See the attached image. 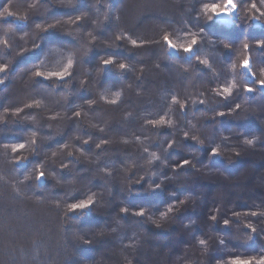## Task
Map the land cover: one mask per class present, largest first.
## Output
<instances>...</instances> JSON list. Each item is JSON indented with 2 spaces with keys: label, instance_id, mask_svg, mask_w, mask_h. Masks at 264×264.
Instances as JSON below:
<instances>
[{
  "label": "trees",
  "instance_id": "1",
  "mask_svg": "<svg viewBox=\"0 0 264 264\" xmlns=\"http://www.w3.org/2000/svg\"><path fill=\"white\" fill-rule=\"evenodd\" d=\"M55 1L17 0L14 8L20 14H16L25 16L26 20H0V65H8V71L0 73L4 81L0 84V264H229L237 256L257 259L264 256V174L255 178L263 186L260 190L252 184L254 176L250 177L253 175L250 169L246 170L244 181L248 186L252 184L253 192L260 194L254 196L252 192L248 199L243 187L239 188L236 204L217 211L212 202L206 203V197L196 198L195 185L189 181L182 182L181 187L174 182L171 187L150 190V196L141 202L142 195L131 191L127 179H136L144 170L128 168L131 163H125L127 167L120 174H127V179L124 177L122 182L121 178L117 183L118 193L123 192L120 202L123 207H135L132 210L136 211L146 208L149 221L144 215L126 228L118 226L122 218L112 226L109 224L111 227L107 224L112 221L103 224L106 218L102 216L110 214V210L104 211L107 200L115 204L117 197L112 195L118 186L105 178L104 181L90 178L100 186V189H91L98 193L93 197L97 202L90 211L83 216L67 212L68 203L90 196L85 187L89 184L84 182L89 178L79 174L81 169L89 170L90 166L83 161L88 159L77 150L90 151L88 154L97 159V164L105 162L109 169L118 167L122 159H130L134 164L139 160L142 164L149 158L143 150H159L160 162L152 158L151 162L164 174L170 161L182 159L190 147L196 148L195 156L203 157L217 148L220 156L208 160L213 166L217 163L231 168L243 166L245 162L240 160V154L247 158L258 154L256 159L264 163L261 161L264 89L256 84L264 69V47L256 46L257 41L264 42V16L258 22L250 19V15L259 16L264 12L261 0H240L241 6L229 24L217 19L209 21L202 12L205 4L220 0H131L132 3L125 0L121 6L116 0ZM127 1L131 3L129 8ZM252 3L257 10L249 12L247 6ZM5 4H10V0H0V10ZM121 8L124 14L120 15ZM70 14L74 20L80 16L78 23L72 21L74 29L63 23V15ZM118 16L121 20L115 23ZM56 21L59 23L55 29L45 33L36 27L37 24L46 27ZM70 28L74 30L72 34L67 33ZM165 34L177 45L188 42L195 34L197 44L193 53L185 55L183 51L169 50L163 42ZM117 36L121 39L117 40ZM132 40L144 41V44L129 46L127 42L130 44ZM245 42L249 44L247 52L243 48ZM36 44L38 48H34ZM65 44L70 47L50 52V46ZM225 44L229 47L225 48ZM100 50L103 54L108 52L116 61L103 72L99 71L101 58H97ZM70 56L72 75L66 80L41 82L34 77L36 70H61ZM245 56L250 58V71L255 79L248 70L239 67ZM200 60H206L207 66ZM119 63H125L128 69L121 72L116 68ZM232 64H236L235 69ZM92 72L95 76L102 74L78 91V80L86 79ZM229 85L235 86L230 97L217 95ZM246 85L254 91L246 93ZM95 88L99 89L98 96ZM117 92L119 101L108 103ZM173 98L177 103L173 104ZM86 100L95 103L89 107ZM37 103L39 107H24ZM237 104L239 109L235 108ZM18 109L21 111L17 114L26 120L16 119L14 111ZM76 112L80 113L79 117L75 116ZM218 112L225 115L220 117ZM161 118L165 125H157L159 128L148 123ZM232 126L238 127L228 134ZM37 130L40 138L33 144ZM185 133L189 137L182 138L186 143L181 141ZM45 134L50 135L51 142H43ZM193 136L195 141L191 139ZM86 137L90 138L88 143H84ZM177 137H180L178 142ZM245 138L256 139L248 146L243 143ZM22 140L27 146L13 153L12 146ZM169 143H173L172 148H168ZM94 144L100 147L94 148ZM50 145L56 150L53 156L45 154L52 149L47 147ZM60 145L63 147L56 149ZM195 156L191 158L198 159ZM17 158L23 163L17 164ZM203 159L200 158V166L204 164ZM253 166L259 165L256 162ZM153 168L152 165L148 168L147 176L154 172ZM222 168L219 170L223 171ZM192 169L196 174L189 180L208 187L203 171L194 166ZM180 171L186 178L192 172L188 167ZM39 172L44 173V179L38 182ZM51 173L61 181L72 177L76 184L60 187L49 180ZM243 174L240 173L241 178ZM47 186L52 189L49 195L42 191ZM176 196L179 200L184 197V203L177 202L170 213L167 207L162 208L170 197ZM253 211L257 212L256 216L251 215ZM162 212L166 213L163 218ZM213 216L215 220L211 219ZM225 219L230 221L227 227L223 225ZM90 225L92 228L84 230ZM245 225L256 228V232L252 233ZM248 236L253 238L249 240ZM201 239L204 245L199 243ZM84 240L90 243L85 244Z\"/></svg>",
  "mask_w": 264,
  "mask_h": 264
},
{
  "label": "rangeland",
  "instance_id": "2",
  "mask_svg": "<svg viewBox=\"0 0 264 264\" xmlns=\"http://www.w3.org/2000/svg\"><path fill=\"white\" fill-rule=\"evenodd\" d=\"M125 0H116V2H118L119 4H120V6H121V4H123V2H124ZM131 3H132V1L131 0H129ZM129 1H127V4H128V8H129V5H131V3L129 4ZM14 2L16 3L17 2V0H10V4H8V6H9V8L13 11V12H17L18 14H20L18 11H17V8H14ZM53 2V1H52ZM58 1L56 0L55 1V3H57ZM70 2V1H69ZM58 3H60V2H58ZM70 5H68V7H69ZM115 6V5H114ZM117 6V5H116ZM139 6L137 5L136 6V8H138ZM132 11H133V8L129 11V16H130V12L132 13ZM138 11H140V8H139V10H137V12ZM119 13H120V15H121V13H123L124 14V10L121 8V9H119V11H118ZM128 12V11H127ZM136 12V13H137ZM135 13V14H136ZM134 14V15H135ZM134 15L132 16V18L134 17ZM124 16V15H123ZM71 17V19H69ZM60 19V18H59ZM62 19H63V23H68V26H72V28L74 29V27H73V25H74V23L72 24V21H75L74 19H72V16H71V14L70 15H63V17H62ZM121 20V16H118V18L114 21L115 23L116 22H119ZM231 20H232V18L231 19H229V18H221V19H219V22H221V23H223V24H229L230 22H231ZM131 21V20H130ZM132 22V21H131ZM39 23V22H38ZM44 23H45V21H44ZM33 24V23H32ZM31 24V25H32ZM46 25V24H45ZM72 28H70V32H67V33H69V34H72L73 32H74V30L72 29ZM11 30V29H10ZM9 30V31H10ZM6 31H7V29H6ZM5 32V31H4ZM4 35V34H3ZM67 35V34H66ZM70 37H71V35H70ZM4 38V37H3ZM82 38H83V35H82ZM91 40V39H90ZM94 41V40H93ZM92 42V41H91ZM137 43H139L138 45H142L143 46V44H144V41H137ZM127 44L129 45V46H131L132 44H131V42H130V44L127 42ZM133 46V45H132ZM70 47V45L69 44H65L64 46L62 45V46H56V45H52V46H50V52H52V53H55L56 51H60L61 50V48H69ZM106 49V48H105ZM62 51V50H61ZM228 53V52H227ZM224 54H225V52H224ZM98 55V57L97 58H112L111 56L112 55H110L108 52H105L104 54H103V51L102 50H100V53H98L97 54ZM76 60V62H77V59H75ZM114 61H115V59H114ZM115 63H116V61H115ZM114 63V64H115ZM113 64V65H114ZM100 67H101V64H100ZM118 66H116V68H117ZM91 68V67H90ZM59 69H61V68H59ZM47 70V69H46ZM95 71H97V70H95ZM128 72H131L132 73V71H128ZM88 74H90V75H87V77H85L86 79H80V80H78V84H77V86H78V91H81V89H83L84 88V86H86V85H89V84H92V82H94L95 80H96V77H100L101 76V74H98L97 76H95L94 74H93V72L92 73H88ZM41 82H46V80H42V79H39ZM81 82H83V84H81ZM22 88H24V87H22ZM24 91V89H22V92ZM95 92H96V95L98 96L99 95V89L97 90L96 88H95ZM263 98V101H264V97H262ZM90 100V99H89ZM88 100V101H89ZM87 101V100H86ZM87 101V102H88ZM117 101H119V99L117 100ZM95 103V101H93L91 104H89L88 103V105H89V107H91L93 104ZM25 107V106H24ZM16 108V107H15ZM76 108V107H75ZM15 110V109H14ZM20 111H18V113H19ZM14 113H15V115L17 114V111H14ZM16 117V119H19V120H26L27 118L26 117H21V114H17V116H15ZM30 120V119H29ZM158 127V126H157ZM238 126H232L231 128H229L228 130H229V132H227L228 134L232 131V132H235L234 131V129L235 128H237ZM262 127H264V125H262ZM159 128V127H158ZM160 130V129H159ZM236 130V129H235ZM31 130H29V132H30ZM101 130H99V132H100ZM35 132V131H34ZM27 133V132H26ZM102 133V132H101ZM226 133V134H227ZM233 134V133H232ZM160 135H163V134H160ZM34 137H35V141L37 142V139L38 138H40V134H38V130H37V133L35 132L34 133V135H33ZM226 136V135H225ZM185 137V134H183L182 135V137H181V139L182 138H184ZM85 139V138H84ZM86 139H87V141H89L90 140V138H88V137H86ZM179 139H180V137H177V138H175V140H176V142H178L179 141ZM6 140V139H5ZM42 140H43V142H48V141H50L51 142V137H50V135H47V134H45V136H42ZM162 140V139H161ZM8 141H11V139L9 138L8 139ZM181 141H184V139H182ZM4 142V141H3ZM6 142V141H5ZM147 142H150V140H147ZM22 143H24V140H22ZM175 143V142H174ZM184 143H186L185 141H184ZM173 144V143H172ZM204 144V143H203ZM104 145H108V143H106V141H105V143H104ZM183 145V143H180V146L181 147H184V145ZM27 146V144H25V147ZM95 146H96V144H94V148H95ZM201 147H202V143H201V145H200ZM48 148H52V146L50 145V146H47ZM60 147H63L62 145H60V146H57V148L56 149H58V148H60ZM92 147V146H91ZM139 148H141L140 150H142L143 149V147L142 146H140ZM62 149V148H61ZM187 151L186 152H188V153H184L183 154V158L181 159V158H178L179 160L178 161H175V160H171L170 161V163H169V169H168V172H167V174H164V173H162V170H160V171H157L159 168V166L158 167H156V166H154V164L151 162V158H152V153H155L157 156L159 155L158 154V151L159 150H155V151H150L148 148H146L145 150H143L144 151V155H145V157L147 156V154L146 153H148V156H149V158L146 160V161H144V163H140V162H137V161H139V160H137L136 161V164H134V162L133 161H131L130 159H126V161L124 160V159H122V163L121 164H119L118 165V167H114V169H109V166L107 167L106 165H105V162L104 163H96L97 162V159H95V157H93V156H91L90 154H88L90 151H86V150H83V152H81V151H76V152H78L79 153V155H84V157H86L88 160H85V158H83V161H86V162H88L89 163V170H83V169H81V172H79V174H81V176H82V174L84 175V177H87V178H89V179H87V181H85L84 180V182H85V185L87 184H89L88 186H85L86 187V189H88L89 190V194H90V196H95L96 197V194L98 193V190L96 191V190H93L94 192H92V190L91 189H95V188H97V189H100V186H98V185H95L96 183H92V179H90V178H93V179H98V180H101V181H104L103 179L105 178V179H108V180H110V181H112L116 186L118 185L117 183L119 182V181H121L122 179L121 178H123V180H122V182H124V180H125V178L127 179V174H120V171H121V173H122V171H124V167H127L126 166V164L125 163H131L130 164V166L128 167V168H133L134 170H136V167L137 168H139V169H143L144 170V172H140L138 175H137V178L136 179H134V180H132V177H128V179H127V181H129L128 182V185L131 187V191H133L134 193H138V194H141L142 196V201L141 202H143L145 199V197L146 196H150V195H148V192L151 190V191H154V190H152V188H154V186L156 185V184H160L161 185V187L159 188V189H156V191H158V190H161L162 188H166V187H171L170 185L171 184H175L174 182H178V185H179V187H181V185H183L182 184V182H185V181H189V183L191 182L192 184H194L195 185V188H194V191H196V195H197V197L196 198H198V200H200V197H206V203H210V202H212L214 205H215V207H217L216 209H217V211H219V209L220 208H226V207H228V205H230L231 207H233L234 206V204H236V200H239L238 198H237V196H238V194H240L238 191H240L241 189H242V187H243V191H244V194H245V196L249 199V197L251 196V194H252V190L251 189H253V186H252V184L256 187V188H260V190L261 189H263V186L261 185V183L260 182H258L257 180L255 181V178H257V177H260L261 176V174H262V172H263V174H264V163H259L260 162V160L259 159H256V157H257V155H256V157L254 156H249V158H247V157H245V156H243V154H240L239 156H241V158H240V160H242V161H244L245 163H244V165L243 166H232V168L231 167H229L228 165H226L225 167H223V165H224V163L223 164H220V166L219 165H217V164H215L214 163V161H213V163L216 165V166H213L211 163L209 164V162H208V160H209V158L211 157L210 155H206L205 154V156L203 157V156H199L198 154V156L196 155L195 156V153L196 152H194L193 153V151L195 150V151H197L196 150V148L195 147H190L189 149H186ZM56 150H55V148H52V149H48V152H45V154L46 155H51V156H53V152H55ZM140 154H142L141 152H139ZM259 153V152H258ZM208 154V153H207ZM260 154V153H259ZM193 155V157L195 156V158L197 157L198 159H195V160H193L194 158H191V156ZM161 158V157H160ZM200 158H204L203 159V166H200V163H201V161H200ZM138 159H139V157H138ZM180 159L183 161V160H185V159H187V160H189V161H191V163L188 165V166H186V167H188L189 168V170H191L192 172H189V175H188V178H186L185 177V175H183V174H181L180 175V173H181V171H180V169H182V168H179L178 167V165L180 164ZM207 159V160H206ZM30 160V159H29ZM133 160V159H132ZM177 160V159H176ZM264 160V156H261V161H263ZM158 161L160 162V160L158 159ZM195 161H197V163L195 162ZM205 162H207V164L208 165H212V166H210V167H207V164H205ZM212 162V161H211ZM258 163V167L257 168H255L253 165H254V163ZM141 164V165H140ZM153 166L154 168V172L152 173V174H150V176H147L146 175V171H148V168L150 167V166ZM205 165V166H204ZM59 166V165H58ZM105 167V168H107V169H105V168H100V167ZM144 166L146 167V170L144 169ZM193 166H194V168H196V170H198V171H203V173H204V175H203V177H204V182L205 181H207L208 180V182H207V184L209 185L208 187H206L205 185H198L196 182H194V181H190L189 179H191L192 178V176L191 175H194V174H196V173H194V172H196V171H193ZM217 166H219V167H223L222 168V170L223 171H221V170H219V169H221V168H219V169H217L218 167ZM171 167V168H170ZM212 167V168H211ZM216 169H215V168ZM109 169V170H108ZM173 169H175V171H173ZM201 169V170H200ZM226 169V170H225ZM244 169V170H243ZM248 169H250L251 170V172H252V170H253V172H252V174L253 175H250V177L253 179V176H254V180H253V182H252V184L251 185H247L246 184V182L244 181V180H247V176H246V170H248ZM241 170V171H240ZM28 171V170H27ZM108 172V173H107ZM27 173V172H26ZM240 173H244L243 174V178H241V176H240ZM106 174H108V175H106ZM251 174V173H250ZM122 175V176H121ZM94 176V177H93ZM240 176V177H239ZM125 177V178H124ZM143 177V179H141ZM171 178V179H170ZM148 179V180H147ZM49 180L50 181H53V182H55L56 184H58V185H60V187H62V186H66L67 187V185H71L72 183L73 184H76V181H74V178H73V180H72V177H69V178H64V179H62V181H61V179H58L57 177H56V175L54 174V173H51L50 174V176H49ZM76 180H78L77 178H76ZM81 180V179H80ZM133 181V182H132ZM100 183V182H99ZM134 183H136V185L134 184ZM67 184V185H66ZM139 184V185H138ZM196 184L198 185V186H196ZM100 185L102 186V184L100 183ZM189 185V184H188ZM46 186V185H45ZM186 186V185H185ZM190 186V185H189ZM118 187V188H117ZM117 187H115L116 188V190L113 192V195H112V197L113 198H115V197H117V199L115 200V201H113V202H115V204L113 203L112 204V202L110 201V200H107L108 202H107V206H106V209L104 210V211H108V210H110V214H108V213H106V214H104L102 217H104V218H106V219H104L103 220V224H105V223H107V220L108 221H112V222H110V223H108L107 225H113V223L115 222V220H121V218H122V220H121V222H119L118 223V226L119 227H123V228H126L127 227V225L128 224H130V225H132V224H135L133 221L134 220H137L136 218H140V217H136V216H134V215H132V212L133 211H136V210H132V209H135V207H123L122 206V204H121V202H120V198H121V195H123V192H119L118 193V191H119V185L117 186ZM176 187V186H175ZM51 188V187H50ZM50 188H48V186L47 187H45V188H43V193H45L46 195H49L50 193H52L51 191H52V189H50ZM239 188H241V189H239ZM70 189V188H69ZM238 190V191H237ZM189 192H190V190H189ZM151 193H153V192H151ZM150 193V194H151ZM68 194V193H67ZM143 194H145L144 196H143ZM253 194H254V196H257V195H259L260 194V192H259V194H256V192L254 191L253 192ZM200 195V196H199ZM68 196H71V193L68 195ZM155 196H159V194H155ZM199 196V197H198ZM182 197V196H181ZM178 199V200H177ZM77 200H79V199H77ZM161 200V199H160ZM181 200H184V197H182V199ZM75 201V200H74ZM97 202V200L94 198V202ZM180 200H179V198L176 196V197H170V201H169V203H167V204H165L164 203V205L162 204L161 206H162V208H168V206L170 205V204H176L177 202H179ZM68 202H70V201H68ZM235 202V203H234ZM245 202H247V201H245ZM158 202H156V204H157ZM243 203H244V201H243ZM146 204V203H145ZM150 203H148V204H146V206L147 205H149ZM154 205H155V203H153ZM177 204H179L180 205V203H177ZM111 205V206H110ZM144 205V204H143ZM110 206V207H109ZM132 206V205H131ZM241 207H243V206H241ZM240 207V208H241ZM111 208V209H110ZM121 208H127V209H129V210H132V211H128V213L127 214H122L121 212H120V209ZM144 209H146V208H144ZM111 210H113L112 212H111ZM147 210V209H146ZM233 211H235V209L233 210ZM121 213V215L120 216H118V213ZM228 212H230V211H228ZM231 213V212H230ZM52 216V215H51ZM145 216L147 217V221H149V218H148V215H147V213L145 212ZM142 218V217H141ZM55 219V218H54ZM124 219L125 220H127L126 222H124ZM105 220H106V222H105ZM114 220V221H113ZM127 223V224H126ZM88 224H89V222H88ZM109 225V227H111ZM75 227H77L76 226V224L74 225ZM83 227L84 226H86V225H82ZM89 228H92L91 227V225L90 226H87V227H85V229L84 230H88ZM39 231V230H38ZM111 233H113V232H111ZM71 235V234H70ZM69 237V236H68ZM113 240H114V238H113ZM114 242H115V240H114ZM158 250L159 249H157L156 250V252H158ZM103 253H105V254H108V252H106L105 250L104 251H102ZM121 256H123L122 254H121ZM116 258V257H115ZM124 261H125V259H123ZM127 263V262H126ZM82 264H83V262H82ZM131 264H133V263H131Z\"/></svg>",
  "mask_w": 264,
  "mask_h": 264
},
{
  "label": "snow or ice",
  "instance_id": "3",
  "mask_svg": "<svg viewBox=\"0 0 264 264\" xmlns=\"http://www.w3.org/2000/svg\"><path fill=\"white\" fill-rule=\"evenodd\" d=\"M70 3H71V0H70ZM261 4L264 5V0H261ZM240 6H241L240 0H220V2L211 3V4H205L203 9H202V12L204 13V15L207 17V19L209 21H211L213 19L219 20V19L225 18V17L231 19L235 14H237V9ZM29 7H31V5H29ZM247 7L249 9V12H251L252 10H257V6H256L255 3H252V4L248 5ZM260 16H264V12H260L259 16H251L250 15V19L253 20L254 22H258ZM9 18L15 19L16 21H25L26 20L25 16L17 15L15 12L10 10V8H9V6L7 4H5L3 6L2 10H0V20L7 21V20H9ZM69 19H71V17ZM79 20H80V16H76L75 17V22L78 23ZM57 23H59V21H56L55 23H50L46 27H41L40 24H37L36 27L42 33H45V32H47L49 30H54ZM93 39H95V37H93ZM116 39L120 40L121 37L117 36ZM163 42H164V44L167 45L169 50H172V51H183V53L185 55H190L194 51V48H195V46L197 44V39H196L195 34H193L192 38L188 42H186L184 44L177 45L170 39V37L167 34H165L163 36ZM131 43H132V45L134 47L142 46V45H138L136 40H132ZM256 46L257 47H264V42L257 41L256 42ZM38 47H39L38 44L34 45V48H38ZM228 47H229V45L225 44V48H228ZM243 48H244V51L247 52L248 48H249V44L247 42H245L243 44ZM114 63H115V61H114L113 58H106V59L102 58L101 59V67L99 68V71L103 72L105 69H108ZM200 63L205 65V66H207V61L206 60H200ZM239 67L241 69L248 70V74L253 76V79H255L254 74L250 71V58L248 56H245V58L240 62ZM72 68H73V61H72V58L70 56L68 58L67 64H65L64 67L61 70L55 71V72H42L40 70H36L34 72V77L38 78V79H42V80L55 79L57 81H64V80H66V78H68L69 76L72 75V71H71ZM232 68L235 69L236 68V64H232ZM118 69L121 72H123V71L128 69V66L125 63H119ZM7 71H8V65H0V73H6ZM260 75H261V79L256 81V84L260 88L264 89V69L261 70ZM3 83H4V81L2 79H0V84H3ZM81 84H83V82H81ZM234 87H235L234 85H229V86H227L225 88H222V89H220L217 92V95H223V97L225 99H227L228 97H230L232 95V91H233ZM244 91L246 93H251V92L254 91V88L251 87V86H247L246 85L244 87ZM119 96H120V93L117 92V93H115V98L112 99V100H109L107 102L111 103V104H116L117 100L119 99ZM92 102L93 101H88L89 104H91ZM172 102H173V104H175V103H177V100L175 98H173ZM200 103H203V101H200ZM33 106L39 107V104L37 103L36 105H32V104L25 105V107H27V108H31ZM239 107H240L239 104L235 105L236 109H239ZM180 108H181V110H183L184 104L181 103L180 104ZM18 111H21V110L18 109L17 112ZM228 114L230 115L231 112H229ZM14 115H15V113H14ZM217 115L220 116V117H223L225 115V113L224 112H218ZM75 116L79 117L80 113L76 112ZM148 123L153 124V126H157V125L164 126L165 125V120L163 118H161L158 121H148ZM167 123H168V126L171 125L170 121H168ZM184 138L185 139L189 138L187 133H185V137ZM191 139L195 141L196 137L193 136V137H191ZM255 139L256 138H252V139L245 138L243 143L248 145V146H252L254 144ZM32 143L35 144L36 141L33 140ZM84 143H88V141L85 140ZM101 143H105V141H102ZM96 147L99 148L100 145L97 144ZM172 147H173V144L169 143L168 148H172ZM24 148H25V144L24 143H18V144H14L12 146L11 150H12L13 153H16V152H19L20 150H22ZM55 154L56 153L53 152V155H55ZM68 155L72 156V153L69 152ZM151 155H152V160H157L158 159V157H157V155L155 153H152ZM209 155L211 157H218V156H220V152L218 151L217 148H212ZM15 162L17 164L23 163V161L20 160L19 158H17ZM190 163H191V161L185 159V160L180 162L178 167L179 168H184V167L188 166ZM64 167L66 168L67 165H64ZM173 171H175V169H173ZM28 178L29 177L25 176V179H28ZM42 179H44V173L43 172H39V174L36 176V180L39 182ZM141 179H143V177ZM160 187H161L160 184H156L154 186V188H152V190L159 189ZM179 203L183 204L184 200H180ZM93 204H94L93 196H88L86 199H80V200H78L76 202L68 203L67 212L72 213V214H76L77 216H83L84 214H86V212L91 210ZM174 207H175L174 203L170 204L168 206V208H167V212H169V213L172 212L174 210ZM128 211H129V209H127V208H121L120 209V212L122 214H127ZM132 215H134L136 217H143L145 215V210L144 209H140V210H137V211H133ZM165 215H166V213H164V212L161 213V217L162 218ZM236 215H239V213H236ZM251 215L252 216H256L257 212L253 211V212H251ZM211 219L215 220L216 217L213 216V217H211ZM229 223H230V221L225 219L223 221L224 227H227L229 225ZM156 226L160 227L159 224H157ZM245 227L250 228L252 233L256 232V228L251 227L250 225H245ZM252 238H253L252 236H248L249 240H251ZM84 243L88 244V243H90V241L84 240ZM199 243L201 245H204L205 241L203 239H201L199 241ZM221 243H223V241H221ZM129 264H131V262H129ZM229 264H264V256H260L258 259L254 258V257H252V258H242V257L237 256V257L231 258L229 260Z\"/></svg>",
  "mask_w": 264,
  "mask_h": 264
}]
</instances>
